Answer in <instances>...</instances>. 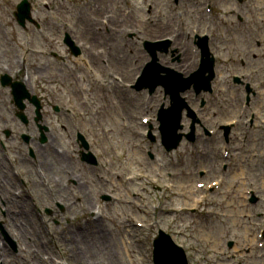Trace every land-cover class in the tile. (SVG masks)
Wrapping results in <instances>:
<instances>
[{
    "label": "rangeland",
    "instance_id": "obj_1",
    "mask_svg": "<svg viewBox=\"0 0 264 264\" xmlns=\"http://www.w3.org/2000/svg\"><path fill=\"white\" fill-rule=\"evenodd\" d=\"M20 1L0 0V67L7 65L4 69L10 73L5 75L15 77V82L25 83L24 71L18 72L19 66H15L14 63L21 64L25 61L36 66L32 70L31 81H27L26 86L42 102L44 108L42 126H48L50 130L48 134L45 132L46 137L49 135V145L43 146L40 143L41 132L35 123L26 128L15 118L11 91L9 89L2 90L0 81V140L5 141L6 139L8 141L5 152L2 147L0 148L2 150V154H0V209L4 211L12 209L11 212H14L17 208L9 206L7 200L11 196L17 197L16 194L21 193L23 195L20 200L21 209H26L29 215V221L24 222L25 220L21 219L23 226L19 231L13 230V234L17 239L19 237L22 242L23 254L21 257L24 258L25 262H20L14 255H7L5 249L0 252V261L10 264H46L40 260L44 259L49 264H154L153 243L159 231L163 230L173 237L177 245L184 249L190 264H211L210 260L213 258L224 261L229 259L230 264H236L237 255H244L245 245H252L248 239L249 234L253 233V228L256 229V232L262 229L264 218L263 220L261 218L260 221L254 219L257 222H239L237 217L242 213L253 218L252 207L247 205L246 209H240L242 206L240 198L228 193L226 197L232 200L233 222L201 223L195 215L197 213L203 214L210 209H206L204 206L199 209H192L194 206L188 199L195 197H180L177 188L178 182L184 186L188 184L181 183L180 180L182 179L177 182L167 176L168 173L179 172L182 175L184 172L186 177L190 176V179L185 181L190 184L192 180L191 171L185 172L181 166L177 171L173 170L172 161L164 157L165 153L162 152L159 145H154L150 152V145L145 147L143 144V142L147 144L144 136L147 126H143V130H141L143 118L152 119L155 127L157 125L155 122L157 113L161 105L165 103L161 90L150 96L147 92L138 93L131 88L137 86V78L141 76L146 64L150 61L145 52V42L155 43L163 40L161 38L171 37L173 33L181 30L183 21L173 24L170 21L172 16H170L164 21L168 24L158 25L159 23L154 19L147 24L151 16L146 12L148 9V5H145L146 1L120 0L121 4L132 9V16L135 13V18L133 16V20L129 23L134 29L135 37L134 40L126 41L123 45L120 44L118 49L114 47L111 51L113 67L111 64L101 70L96 68L91 70L95 73L94 80L89 71L75 68L74 65L72 70H79L77 74L71 73L68 76L61 72V68H66L65 63H56L46 52L55 51L64 55V52L58 47L49 48L50 46H58L57 42L52 44L43 41L39 42L38 46L34 42L33 26L27 25V28L23 30L17 25L13 14L16 12ZM29 1L35 11L41 10L42 13L50 17V9L44 10L42 6L49 5L51 0ZM174 3L175 0H167L165 2L166 9L163 11L161 4L157 3V7L161 9V15L167 17L170 13H176L172 9L178 8ZM186 5L188 6V9L184 11L187 12L186 14L198 6L204 14L202 18L205 17L204 22L207 26L206 17L214 19L216 25L209 32L214 38L212 47L215 51L221 52L226 57L230 54L236 56L237 53L246 51L252 55L262 52L264 58V0H185V4L181 3L179 7ZM208 6L211 13L207 12ZM67 12L65 14L70 17ZM177 12L182 13L183 11L178 9ZM194 12L195 9H193ZM182 19L185 20V17L182 16ZM152 24L156 27L150 28ZM238 26L241 28L235 36L228 37L223 34L225 30L237 29ZM48 31L49 33L54 31L52 21L48 24ZM181 31L186 37L187 33ZM153 32L157 34L151 35ZM123 33V31L120 32L121 35ZM53 34L56 36L57 32H53ZM17 50L18 55L16 54ZM35 51H39V54H36ZM183 54L189 55L188 52H183ZM21 55L23 58L20 57ZM89 57L92 59L94 54ZM133 57L139 58L140 62L137 67L136 62H133V68H136L137 71L134 79L128 81L126 80V71L130 59L132 60ZM119 59L124 63H120ZM223 59L227 65L224 67L223 73L227 85L223 89L227 91L232 89V96L222 92L218 104H228L230 107L227 111L235 116L240 111L238 92L242 93V91L232 84V75L242 74L245 68L238 63L227 64L228 58ZM165 61L170 68H177V64L173 63L171 57ZM165 61L162 63L163 65H167ZM191 61H193V66L194 60L191 57L185 60L188 66L184 67L185 72L183 73L186 77L196 71L195 67L191 66ZM248 61L246 60V62ZM49 62H53L61 68L48 67L47 63ZM250 62L254 67L260 65L259 60L253 59L252 56ZM96 65H100L99 61H96ZM262 67H264V63H262ZM251 69L252 71L258 70V68ZM229 70L230 75L227 73ZM2 72H4L3 69L0 74ZM110 72H113L114 76ZM56 73L62 74L57 81L54 79ZM96 76H98L97 79ZM117 78L120 80L118 85L125 87L127 94H121L118 91L116 98L115 95L110 94L112 101L116 100L119 105L124 104L125 107V110H121L118 105L113 111L107 103L106 94L109 92H103L102 89L104 87L111 89L117 83ZM109 82L114 84H109ZM94 83L96 86H93ZM94 90L97 91V96H95ZM77 94L80 95V98ZM83 97L86 100L90 97L93 98V102L97 105L85 102ZM261 104L264 110V100L261 101ZM56 108L59 109L58 112L55 111ZM95 110H101V114L97 118L94 116ZM109 111H112L113 114H110ZM27 115L33 120L35 117L34 106L28 105ZM261 118H264V114ZM122 119L129 122V129L124 128ZM81 123L89 128L81 130ZM257 128L255 153L264 158V155L262 156L264 152V128L261 124ZM5 130L12 132L11 137L6 138L3 135ZM105 131H108L113 141L118 144L120 152L118 176L121 179L119 184L115 183V180H118L116 176L111 177L108 171L109 169L113 171L117 163L106 144L102 133ZM23 134L30 137L28 143L22 139ZM75 135L77 137L83 136L87 140V144L94 148L93 151L87 153L84 148L81 149L76 156L79 158V162L72 161L67 155L62 157V154H58L56 151L66 150L65 154L70 153L72 156L69 147L75 144ZM31 150L34 156L31 155ZM71 150L76 151L77 148L72 147ZM131 150L134 152L130 154ZM84 153L95 154L100 160L105 158L109 163L112 161V166L106 165L103 161L99 165L97 163L95 167L83 164L81 160ZM106 153H110V158H107ZM150 153L156 154V163L150 159ZM127 155L129 156L128 159L131 160V167L122 164L121 159L124 157L126 159ZM160 156L163 158L162 160ZM200 156L202 155L187 160L185 162L186 168L188 163L194 167L197 161H200ZM136 157L137 160H135ZM255 163H257L263 176H259L258 179L260 184L264 186V159L263 164ZM102 166H104L105 171L101 169ZM97 168H99V175ZM93 174L98 175L99 178L105 176V180L100 179V182L104 186H109L110 189L103 187L102 191L94 192L95 185L88 182V178ZM248 175L252 176L251 173ZM131 180L133 181L131 182ZM81 181L87 182V184L82 186ZM169 182L174 183L177 189H167ZM121 186L124 188L121 189ZM92 192L94 194L90 196ZM219 193L212 197H218ZM104 195L111 196L110 202L104 201ZM261 198L264 200V197ZM212 200L213 198H211ZM46 210L52 212L51 216L46 214ZM99 210H101L102 218L96 221L101 222L102 228L96 229L107 230L110 233H108L109 239L105 248L100 249L102 251L100 254H96L89 237L83 238L81 233L86 232L89 223H98L94 221V214L98 213ZM192 210L196 211L195 214L192 213ZM3 216H7V214ZM0 222H2L1 213ZM197 224L202 225L199 227ZM255 224H261V227H255ZM126 226L134 229L132 235L121 233V230ZM203 241L215 247L205 249V251L197 254L198 249L203 250L200 247L201 244H204L201 243ZM230 242H235L238 250L231 251L228 247ZM214 252H223L224 257L213 254ZM116 253L120 255L117 261L115 259ZM250 259L254 260L256 256H250ZM255 264L259 263L255 262Z\"/></svg>",
    "mask_w": 264,
    "mask_h": 264
},
{
    "label": "bare ground",
    "instance_id": "obj_2",
    "mask_svg": "<svg viewBox=\"0 0 264 264\" xmlns=\"http://www.w3.org/2000/svg\"><path fill=\"white\" fill-rule=\"evenodd\" d=\"M157 33L156 32H153L151 33V35H156ZM139 58L137 57H133V59L131 60L130 59V64L127 68V71H128V74H127V80H132L137 69L134 70L133 69V62L135 61L136 62V67L139 65ZM157 61V64L159 65V61ZM141 63H142V59H141ZM141 65V64H140ZM162 74V72H159V71H156L154 70L152 72V74ZM150 82H156L157 78L154 76L152 78L149 79ZM166 84H163L165 87H168L171 89V93L173 92V96H174V100H173V108H171L169 111H165L163 113V117H162V124L164 126L165 124V129L166 131L170 134L168 135L169 138L170 136L172 135V132L174 129H177L179 128V123L177 122V116H178V112L179 110L182 112L183 109H182V105L181 103L179 102L178 98H177V95H181L182 93V89L180 88V84L183 82V81H176L174 80L173 78H167L166 80ZM204 81L203 79H200L199 81V85H203ZM177 84H178V87H177ZM114 88L118 91H120L121 94H127V92L125 91L124 87L121 88V86L119 87L118 85H115ZM103 89H106L105 87ZM189 94V90H187L186 94L185 95H188ZM78 95V98H80V95ZM178 106V107H177ZM177 107V108H175ZM176 115V116H175ZM80 129L82 130V128L80 127ZM87 129V128H86ZM84 151H87L86 149H84ZM93 179V180H92ZM88 182H90L91 184H94L95 185V191L94 192H100L102 190V184L100 182V178L98 175H95L93 174L91 177L88 178ZM87 184V182H85V185ZM84 185V186H85ZM109 188V187H108ZM94 192L90 193V196L91 194H94ZM99 213H96L95 214V217L98 216ZM101 224L99 225H96L94 227L95 231L91 230L90 232V235H89V239H90V243H91V246L93 248V250L95 251L96 254H100V249L102 248H105V245L107 244V241L108 239L104 236L105 235V232H103V229H96L97 228H100ZM207 247H209L207 245Z\"/></svg>",
    "mask_w": 264,
    "mask_h": 264
},
{
    "label": "water",
    "instance_id": "obj_3",
    "mask_svg": "<svg viewBox=\"0 0 264 264\" xmlns=\"http://www.w3.org/2000/svg\"><path fill=\"white\" fill-rule=\"evenodd\" d=\"M20 10L22 22H24V19L28 18L29 15V5L24 3ZM209 82L207 83V87L209 86ZM152 88L154 89L155 87ZM13 91L16 103L19 107H22L23 100L30 98L24 86H13ZM32 102L40 109V105L35 98ZM154 262L155 264H188L183 250L175 246L172 240L163 234H161L160 238L155 242Z\"/></svg>",
    "mask_w": 264,
    "mask_h": 264
}]
</instances>
